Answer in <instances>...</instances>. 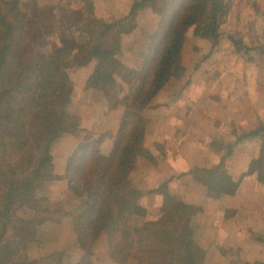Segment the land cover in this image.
<instances>
[{"label": "crops", "instance_id": "0c3cea01", "mask_svg": "<svg viewBox=\"0 0 264 264\" xmlns=\"http://www.w3.org/2000/svg\"><path fill=\"white\" fill-rule=\"evenodd\" d=\"M144 1L37 0L46 26L28 18L33 44L40 33L38 44L27 45L29 50L50 57L75 44L73 65L67 70L73 84L67 111L79 118L77 131L51 145L54 175L63 178L47 183L43 199L62 204L65 213L39 226L41 246L30 249L34 259L59 255L67 264H77L82 257L74 216L83 209L84 199L64 178L68 161L81 143L101 139V154L111 153L126 110L123 88L160 20L149 3L136 11L135 30L118 37L119 52L109 62L114 83L107 95L88 85L99 60L94 56L98 31L87 20V3L93 4L94 18L115 24L130 18L135 3ZM224 20L214 44L187 31L181 75L173 76L143 113V145L152 160L139 157L119 193L137 189L142 194L140 204L147 214L133 217L134 228L161 218L167 192L197 208L191 226L193 240L205 252L203 264H253L264 262V181L257 172L243 175L254 161H262L264 151V0H230ZM215 171L239 182L235 194L209 187ZM166 182V191H159ZM91 260L140 264L135 258L117 262L105 233L94 244Z\"/></svg>", "mask_w": 264, "mask_h": 264}, {"label": "trees", "instance_id": "16d2710c", "mask_svg": "<svg viewBox=\"0 0 264 264\" xmlns=\"http://www.w3.org/2000/svg\"><path fill=\"white\" fill-rule=\"evenodd\" d=\"M151 1L136 2L131 17L115 24L94 18L90 2L89 18L98 30L94 56L99 60L97 71L88 82L91 88L101 89L108 95L114 83L109 62L119 52L118 41L105 45L102 39L109 35L118 39L121 34L135 30L136 11ZM165 1L155 10L160 16L159 23L149 35L123 88L126 110L111 153L101 154V139L81 143L68 161L64 178L70 190L84 199L83 209L74 216V229L83 251L77 264H92L94 244L104 233L113 258L119 263L130 258L140 264L204 262L205 252L193 240L191 221L196 207L166 192L161 218L137 229L132 225L133 217L147 214L140 204L142 194L137 189L119 193L125 178L135 169L137 159L152 160L143 145V113L182 68L187 31L193 29L194 36L216 43L230 8V0ZM28 5L22 1L0 0V142L6 138L11 142L8 148L0 146V207L4 209V218L0 220V246L11 227L17 231L29 224L38 228L47 220L61 219L65 213L63 205H41L38 192L45 189L48 182L63 178L54 175L51 145L63 134L79 129V118L67 111L73 92L67 70L73 65L75 46H63L53 56L46 57L22 44L27 17L21 8ZM33 7L32 11L38 13L36 2ZM17 115H23L27 124L20 125L9 138L6 126L15 125ZM30 148L33 153L25 157L23 153ZM255 172L264 181V151L262 161H254L243 178ZM167 185V182L161 185L159 191L165 192ZM209 187L233 195L239 182L215 171ZM22 207L36 211L32 220L18 216L17 211ZM7 264L36 262L14 260Z\"/></svg>", "mask_w": 264, "mask_h": 264}, {"label": "rangeland", "instance_id": "374dc122", "mask_svg": "<svg viewBox=\"0 0 264 264\" xmlns=\"http://www.w3.org/2000/svg\"><path fill=\"white\" fill-rule=\"evenodd\" d=\"M36 2L37 5V0H29V5L27 7H23L21 8L22 13H25L26 15V21L27 24H30V22H35L34 20H32V18H35L39 23L43 24L44 27L46 26V16L45 14L41 13L40 11L38 12L39 14H43V16H37L38 13H34L32 11V9L34 8L33 5ZM165 0H153L151 1L149 4L154 6L153 8H155L154 10L162 7L165 4ZM88 2V5L86 7V14H87V20L90 24H93L94 26L97 27L96 24H94L93 22H91L89 15L90 13H88L89 9L91 7V3ZM29 18V21H28ZM223 21H225L223 19ZM222 21V24H223ZM37 22V23H38ZM221 24V25H222ZM42 27V26H41ZM30 29V28H29ZM193 30V29H192ZM98 31V30H97ZM29 30H25L24 35L21 38L22 44L24 45H28L30 43V45H34V44H38L36 42H38L39 38H40V33H36L35 38H33V42L35 41V43L33 44L31 39L29 40V35H28ZM98 37V36H97ZM239 40V39H238ZM117 39L116 38H112L110 37V35L105 38L102 39V43L105 45H114L116 43ZM68 45H74L75 44H68ZM66 46V45H65ZM34 51H39V50H34ZM182 72V68H180V70L174 75V76H179L181 75ZM113 85V84H112ZM112 85L109 87V90H111ZM72 96V94H71ZM27 124L25 121V118L23 115H17L16 118V124L15 125H7L6 126V135H8V137H12L14 136L15 131L18 129V127L20 125H24ZM11 142L8 138L3 139L0 142V146L1 148L5 149L10 147ZM33 153V150L30 148L28 150H26L23 155L25 157H28L29 155H31ZM47 187V184L45 186V188ZM42 189L41 190V194L44 192ZM43 196H45L44 194H42V196L39 197L40 201H41V205H46L47 202L43 199ZM17 214L19 217L25 219V220H32L34 218V216L36 215V211L28 208V207H22L17 211ZM4 218V209L2 207H0V220H2ZM41 226V225H40ZM39 228V227H38ZM38 228L32 226L31 224H29L28 226H24V227H20L18 228V231L14 228H10V231L8 233V235L4 238L3 243L0 246V262L3 264H7L10 261H34L36 262V264H67L66 260H63L62 257H60L59 255H53L50 258L46 259H34L31 255H30V249L31 247L35 244L36 247H40V240L37 241V234H38ZM13 229H14V233H13ZM238 252H235V254ZM40 261V262H39Z\"/></svg>", "mask_w": 264, "mask_h": 264}]
</instances>
